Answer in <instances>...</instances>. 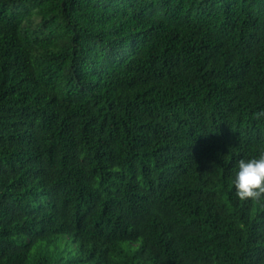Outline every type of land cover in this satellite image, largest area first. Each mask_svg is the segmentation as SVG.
Returning <instances> with one entry per match:
<instances>
[{"label": "trees", "instance_id": "1", "mask_svg": "<svg viewBox=\"0 0 264 264\" xmlns=\"http://www.w3.org/2000/svg\"><path fill=\"white\" fill-rule=\"evenodd\" d=\"M264 0H0V264H264Z\"/></svg>", "mask_w": 264, "mask_h": 264}, {"label": "clouds", "instance_id": "2", "mask_svg": "<svg viewBox=\"0 0 264 264\" xmlns=\"http://www.w3.org/2000/svg\"><path fill=\"white\" fill-rule=\"evenodd\" d=\"M254 118H264V110L256 112ZM233 185L235 195L242 201L264 199V153L239 160Z\"/></svg>", "mask_w": 264, "mask_h": 264}]
</instances>
